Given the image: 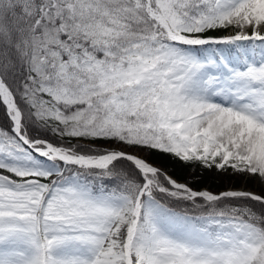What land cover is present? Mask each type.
<instances>
[{
  "label": "snow or ice",
  "instance_id": "1",
  "mask_svg": "<svg viewBox=\"0 0 264 264\" xmlns=\"http://www.w3.org/2000/svg\"><path fill=\"white\" fill-rule=\"evenodd\" d=\"M0 264H264V0H0Z\"/></svg>",
  "mask_w": 264,
  "mask_h": 264
},
{
  "label": "rangeland",
  "instance_id": "2",
  "mask_svg": "<svg viewBox=\"0 0 264 264\" xmlns=\"http://www.w3.org/2000/svg\"><path fill=\"white\" fill-rule=\"evenodd\" d=\"M179 175L184 176V175H186V173H184L183 171H181V172H179Z\"/></svg>",
  "mask_w": 264,
  "mask_h": 264
}]
</instances>
